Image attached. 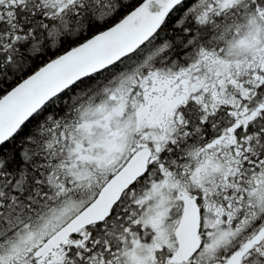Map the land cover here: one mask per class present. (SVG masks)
I'll return each instance as SVG.
<instances>
[{"label": "snow or ice", "instance_id": "6c2138e0", "mask_svg": "<svg viewBox=\"0 0 264 264\" xmlns=\"http://www.w3.org/2000/svg\"><path fill=\"white\" fill-rule=\"evenodd\" d=\"M0 264H264V0H0Z\"/></svg>", "mask_w": 264, "mask_h": 264}]
</instances>
